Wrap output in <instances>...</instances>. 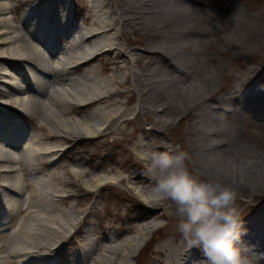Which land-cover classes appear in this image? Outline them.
<instances>
[{
	"label": "bare ground",
	"instance_id": "bare-ground-1",
	"mask_svg": "<svg viewBox=\"0 0 264 264\" xmlns=\"http://www.w3.org/2000/svg\"><path fill=\"white\" fill-rule=\"evenodd\" d=\"M47 1L17 0L15 9L32 5L21 21L22 33H18L17 27L13 25V20L20 21V17H14L13 20L3 18L6 12H12L14 9H10L6 4L0 5V143L7 146V148L0 146V180L1 177L4 180L0 188L3 191L5 187L7 191L17 194L27 189L30 193V199L27 200L22 197L14 198L11 194H7V191L1 192L0 223L5 222L3 226L8 225V222H12L17 217L32 220L28 227L23 223L13 222L12 231L0 236V254H4L0 255V264H15V261L11 260L12 257L20 258L21 263L18 261V264H38V262L40 264H130L129 259H136L135 264H139L141 253L151 245L149 237L162 226L159 218L168 216L165 200L158 201L152 191L155 179L150 174L149 167L153 154L163 151L175 152L158 136L170 134L167 131L168 123L163 118L172 113L180 115L179 123L189 122L187 152L198 172H206L202 165L207 166L203 156L217 152L229 160L225 172L235 176L237 195L242 197V201L251 198L257 200L264 195V148L257 145L247 146L242 142V134L239 132L241 114L250 112L254 107L264 108V68L262 66L251 68L245 73L246 79H252L250 91L244 93L241 90L240 93L231 90L226 93L227 95L216 97V82L219 79L215 75L218 70L203 42L210 33L203 26L212 17L211 10L216 6L214 0H163L161 5L160 0H113L112 7L118 15L115 20V24L119 25L118 28L110 25L114 18L109 15L100 16L91 9L90 15L83 20L84 24L88 25L87 31L75 30L74 33L72 31L76 27L75 20L80 11H74L70 15L65 0ZM232 9L231 16L222 21V25L217 23L216 29L220 40L236 48L235 53L238 56L243 51L239 48L244 44L237 39V34H232L231 31L236 28L235 23L241 18L240 9L237 5ZM66 17L68 19L65 21ZM127 28H130V31L140 30L155 39L162 38L161 46L148 45L144 49L145 55L132 60L130 56L137 47H131L133 43L126 38L129 31ZM116 32L120 33V39L116 36ZM192 32L195 37H186L188 39L185 42L181 41L184 40L185 35ZM250 34L253 36V41L264 44V20L254 23L250 27ZM151 44L153 43L150 42ZM174 47L182 48L181 55L176 51L171 53L170 50ZM58 53H61L62 57ZM153 55L161 57L162 61L152 58L145 61V58ZM187 55L196 58L189 59ZM54 57H57L58 62L52 65ZM97 61L104 62L107 69H123L125 64L130 67V75L141 94V113L146 120L152 119V125L148 130L144 127L140 128L145 134L143 140L139 141L138 148L146 151L144 153L143 150L142 152L139 150L136 158L137 167L141 172L129 173L128 176L118 179L133 184L129 186V190L138 191L143 197L140 199L134 194L135 192L127 194L131 203L130 208H134L133 213L129 211L128 219L137 221L134 227L129 226L130 232L134 234L119 247L107 246L106 249L93 237L95 229L93 230L91 226L85 231L83 247L78 248L74 233L81 231V222L72 225L70 218L63 219L56 216L51 224V217H45L44 214L49 212L47 204L50 202L54 205L56 202H68L74 197L78 200L90 199L101 188L112 190L115 186L109 183L113 180L107 182V178L104 177L91 179V183L89 181L87 184L88 192L85 194L77 190L68 194L53 195L51 191L48 192L49 196L46 200L39 199V194H43L40 181H45L44 179L38 178L37 182L29 180L26 182L25 178L14 176V168L26 174H38L52 163L55 165L64 158L69 159L66 154L75 158L76 147L73 140L83 137L80 131L86 132L87 138L102 137L115 131L116 122L130 120L124 118L126 110L120 109L108 117L102 128L99 129L95 124L103 121L109 113V107L117 103V97L132 91L131 88L122 87L108 91L107 87L94 90V83L99 75L95 65ZM152 61L155 67L153 71L147 73ZM163 61L169 62L170 74L175 73L171 79L163 78L165 68L162 67ZM25 67L30 68L28 70ZM3 68L16 72L23 79L25 88L7 79L11 74L3 71ZM78 72H81L78 83L85 82L87 86L82 96L79 97L83 92L77 86L73 90L72 88L62 90L57 86L67 76ZM125 80H120L119 86ZM125 83H129V79ZM171 83H174V88H166L162 94L160 87L163 84L169 86ZM73 84L74 82H71L69 86L72 87ZM172 90L173 95L169 94ZM26 92H28L27 97L24 96ZM43 97H46L50 104L43 103ZM77 99L79 101L75 102ZM147 103L153 108H148ZM226 105L230 108L225 109ZM21 108H24V111ZM84 110H93L84 122L64 118L68 112L80 114ZM262 116L261 121H264V115ZM94 118L97 120L92 121ZM38 119L42 122L38 123ZM51 125L57 131L40 135L39 140L40 138L64 140L68 146L66 148L33 146L36 135H30L28 127L31 126L44 133ZM198 127L205 129L201 131L202 141L205 142L209 138L217 140L206 145L204 151L207 153H202L199 149L197 151L194 144L195 135L200 131ZM151 135L154 136L153 139H150ZM248 150L252 154H247ZM54 156H58L55 161L52 159ZM196 156L199 159L194 160ZM241 160L246 162L242 174L239 169L233 173L232 165ZM213 164L214 162L209 165L213 166ZM219 166L223 168L224 164ZM54 178L57 176L54 175ZM76 182L71 178L66 185L76 186L78 185ZM130 191L127 190L128 193ZM145 198H148V202L144 200ZM26 201L27 206H24ZM254 210L253 215L243 216L237 247L241 252L248 253L247 257L251 259L252 264H264V205L255 204ZM171 214L178 221L175 212L171 211ZM54 225H59V228L56 230ZM81 232L83 235L84 231ZM118 232L124 234L125 229ZM53 234H58L62 239L65 237L63 240L69 238V241L63 244H51ZM242 247H246L247 251L242 250ZM156 248L162 256L158 264H207L203 252L198 247L190 246L187 240L179 245L174 240H169ZM99 250L101 252L96 254ZM26 256L30 259V263L23 262V257ZM90 258L92 261L89 260ZM149 261L148 257L144 264H148Z\"/></svg>",
	"mask_w": 264,
	"mask_h": 264
},
{
	"label": "rangeland",
	"instance_id": "rangeland-1",
	"mask_svg": "<svg viewBox=\"0 0 264 264\" xmlns=\"http://www.w3.org/2000/svg\"><path fill=\"white\" fill-rule=\"evenodd\" d=\"M49 1V0H48ZM47 1V2H48ZM112 1L113 0H65V4L67 7H69L70 15L74 13V11H80L79 16L75 20L76 27L72 31L74 33L75 30H80L82 32L87 31V26L84 24L83 20L86 16L90 15L91 9L99 14L100 16H110L114 18V21L110 23L113 27H119V25L115 24V20L117 18V11H115L112 7ZM166 1V0H165ZM215 1V7L213 10H211V19H209V23L205 24V29L209 30L210 33L207 35L204 39V47L207 49V51L211 54V58L214 60V64L217 66V74L215 75L216 78L219 80L216 82L217 85V91H216V97L220 95H227L226 93H229L231 90H237L241 93V90L244 91V93L250 91L252 87V79H246L245 73L249 71L251 68L262 66L264 68V44L260 42L253 41V36L250 34V27L254 23L260 22V20H264V0H214ZM163 2V0H160V5ZM6 4L9 6V8L14 9L12 12H6L3 18H9L11 20L14 19V17H20V21H14L13 25L17 27V32L22 33V20L27 14V11L31 9L32 5H26L24 8H17L15 9V5L17 4V0H0V5ZM49 4V3H48ZM184 5V4H183ZM237 5L240 9L239 17H241L237 22L235 23L236 28H233L231 31L232 34H237V39L241 41L242 48L239 49L242 51V53H239L238 56H236L235 50L236 48L226 44L225 42L220 40V35L218 34V31L216 29L217 23L219 25L223 24L222 21H225L227 18H229L233 12V6ZM165 12V8L163 9ZM43 12V10H42ZM69 14V13H68ZM68 18H65V21ZM254 21V22H253ZM253 22V23H252ZM64 23V22H63ZM60 24L62 25V20L60 18ZM91 24H89V27ZM129 31L127 33V39H129L133 46L131 47H137L136 50H134L130 57H132V60L137 58L138 56L145 55L144 49L145 47L152 46V47H159L161 46L162 38L155 39L151 36H147L142 33L140 30L130 31V28H127ZM117 30V29H115ZM211 34V35H210ZM194 32L189 33L184 36V40L186 41L189 37H195L193 36ZM116 36L120 39V33L116 32ZM188 37V38H186ZM150 42L153 44L150 45ZM251 42V44H249ZM247 43V44H246ZM157 49V48H156ZM180 47H174L171 51H176L181 55ZM79 50V49H78ZM170 53V54H171ZM59 56H61V53H58ZM58 56V57H59ZM189 56V59H194L193 55H187ZM62 57V56H61ZM150 58L152 60L157 59L158 61H162V58L159 56H148L145 58V61H149ZM58 60L57 57H54L52 60V65L57 64ZM152 61L150 66L149 73L151 70L153 71L155 64ZM162 63V62H160ZM167 61H163L162 67L164 68V77L163 78H169L175 76V73H171V68L168 67ZM133 64V62H132ZM96 69L98 70V77L96 79V83H94V90L99 89L100 87H107V91L112 88L122 87L124 89L131 88L132 91L128 92L126 95L122 97H117L118 99L117 103L114 104V106H110L108 110V114L105 116L103 121L98 124L97 127L102 128V125H105L106 120L111 114H114L121 110H126V113L124 115V118L130 119L128 122H116L114 124L115 131H112L111 133H108L107 135H102V137H93V138H87L88 136L86 132H81L83 137L77 138L76 140H73L74 145L76 147L75 152V158H72L69 154H66L69 159L64 158L63 160H60L58 164L53 165L50 164L49 167L46 168V170L40 171L42 173H23L18 171V169H15V174L17 178H25V181L27 180L32 182H37L38 178H42L45 181H40L42 183L41 185V192L43 194H39V199L45 198L47 200L48 192H53V195H61V194H68L71 192H75L77 190H81L80 193L85 194L88 191L87 184L91 179H96L98 177H104L107 178V182L109 180H113L109 185H114L115 187L110 190L108 188H101L100 191L94 195L91 196L90 199H80L78 200L77 197H74L68 202L60 203L56 202L54 205H52V202L50 204H47L49 207V212L44 214L45 217H51V224L53 223V219L56 216H60V218H70L72 225H75L77 222H81V231H84L83 235L82 232L79 231V233H74L75 240L77 242V247L82 248L83 246V240H85V231L91 226L94 230V238L100 242L102 246H104V249H106L107 246H115L119 247V245L122 244V242H125V240L132 236L134 232H130L131 228L134 227L136 222L135 220H129L128 216L130 215V212H134V208H130L131 203H129V198L127 194L134 193L136 196H138L140 199L143 198L141 194L138 193V191H130L129 186H133V184L128 182H121L118 179H120L123 176H128L129 173L133 172H141L140 168L137 167V154L139 150H143L138 148V143L140 140H143V135L145 133H142L140 130L141 127H144V129L148 130L152 123L151 120H146L145 117L142 115L140 110V100H141V94L139 90L137 89L134 79L132 75H130V67L125 64V67L123 69L117 68L114 69H107L104 62L97 61L95 63ZM105 65V66H104ZM109 66V65H108ZM29 70L30 67H25ZM3 71L9 72L11 76L7 79H10L18 85H22L25 88V85L23 84V79H21L16 72L13 70H9L7 68H3ZM132 69V68H131ZM85 69H83L84 71ZM32 72V71H31ZM34 72V71H33ZM81 74V72L73 73L70 76H67L66 79H64L61 84L59 83L57 86L61 88L62 90H70V88L75 89L77 88L81 89V92H83L80 96L84 94V91L86 90V83L80 82L78 83V77ZM41 75V74H40ZM128 75V77H127ZM127 78V79H126ZM67 79H70V81H67ZM129 79V83H125L126 80ZM120 80H125L121 86ZM74 82V84L69 86V83ZM175 83V82H174ZM174 83L169 84V86L166 84H163L161 88L162 94L165 92V89H172L174 88ZM99 87H95V86ZM6 88V87H5ZM160 90V89H159ZM86 92V91H85ZM24 94L25 97L28 96ZM169 94L173 95L169 92ZM65 97V95H64ZM4 100V99H3ZM79 101L78 99L75 101ZM1 102V101H0ZM43 103H49L48 99L46 97H43L42 100ZM50 104V103H49ZM148 108H153L152 105L148 104L146 105ZM158 108V106H155ZM236 108L238 107L235 106ZM225 109H229L230 107L228 105L224 106ZM55 109L58 108L55 106ZM264 108L259 109L254 107L253 110L250 112H245L241 114V127H240V134H242V142L246 144L247 146H254L257 145L260 148H264V121H261V118L264 115ZM21 110L24 111V108H21ZM140 110V112H139ZM93 111V110H92ZM92 111H82L80 114L68 112L66 114L68 118H71L72 121H82L84 122L87 115H89ZM180 115L177 113H172L170 116H164V120L168 123L167 131L170 132L169 135L167 134H161L158 135L160 140L163 141V143L169 147L173 148L175 151L182 150L187 152V145H188V134L187 131L189 129V126L187 124L189 122H183L180 121L178 118ZM232 119V118H231ZM97 119H93L92 121H96ZM41 119H38V123H41ZM123 122V124H122ZM227 122V120H225ZM27 123V121H26ZM70 123H72L70 121ZM173 123V124H172ZM121 125V127H119ZM78 125V124H77ZM200 131L197 132L195 135V146L202 152L207 153L205 150L207 144L215 143L217 140L213 138H209L207 141H202L200 138L202 137L201 131L203 132L202 127H198ZM207 129V128H206ZM205 130V129H204ZM56 132V128L51 126H48V130L41 132L38 130H35L33 127H28V132L30 135L35 136L36 139L33 141V146L36 148L41 147H52V146H58L57 148H66L68 146L67 142L64 140H46L41 139L39 140L38 136L45 135L47 132ZM166 131V132H167ZM58 134V133H57ZM74 135V133L72 134ZM41 137V136H40ZM150 139H153L154 136H149ZM0 146L3 148H7L5 144H1ZM73 147V149L75 148ZM142 152V151H141ZM144 153H146L145 150H143ZM188 153V152H187ZM200 153V152H199ZM215 153V154H214ZM211 155H204L203 159L204 162H206L207 166L204 164L203 167L205 171H208L215 166H219L224 164L223 170H227V165L229 161L225 156H221L217 152H214ZM247 154H252L251 151H247ZM199 155V154H198ZM58 156H54L52 159L54 161L55 158ZM66 157V156H65ZM189 167L193 170L194 174L197 173V169L195 165H193V161L191 160V157L189 156ZM199 159L198 156L194 158V160ZM213 166L209 165L210 163H213ZM123 165V166H122ZM262 168V167H259ZM17 170V171H16ZM85 171V172H83ZM202 173V172H201ZM56 175L57 178L53 179V176ZM82 175V176H81ZM73 178L76 180L77 184L76 186H68L66 185L69 181V179ZM112 178V179H111ZM24 181V182H25ZM48 181V183H47ZM4 183V180L1 177L0 180V186ZM6 183V182H5ZM44 183L45 186H44ZM108 185V186H109ZM4 192H6V188L3 187ZM0 193H4L1 191ZM130 191V193L127 192ZM47 191V192H46ZM137 192V193H136ZM7 194H11L14 198H25L30 199V193L27 189L23 190V192L14 193L13 191H7ZM138 194V195H137ZM82 196V195H80ZM257 200H252V198L248 201H242V197L236 196L235 206L240 210V216H241V222L243 219V216H251L254 214L255 210V204L256 205H264V195L261 197H258ZM148 199V198H147ZM145 198L144 200L147 201ZM250 201L252 203H250ZM148 202V201H147ZM49 203V202H47ZM166 210L168 211V216L164 218H159V222L162 224L160 229L155 230L151 236L149 237L151 239V245L146 247V249L141 253V260L139 261V264H144L146 259L149 257L148 264H158L159 259L162 258L161 254L157 252V246L163 242L174 240V242L179 245L186 240L182 234L178 230V221L174 219L173 215L171 214V211L175 212V206L170 200H165L164 202ZM251 204V205H250ZM149 205V204H148ZM24 206H27V201L24 203ZM46 207V208H48ZM149 207H152L149 205ZM155 207V206H154ZM61 211V212H60ZM130 211V212H129ZM89 212H91L89 215H87ZM33 215V214H32ZM155 216H153L154 218ZM157 217V216H156ZM32 218V216H31ZM84 220L82 221V219ZM32 220L29 221V218L27 219H21L19 217L14 218L12 222H8V225H4L0 223V236L2 234H7V232L12 231L13 225L12 223L18 222L23 223L28 227V225H31ZM86 223L84 224V222ZM78 225V223L76 224ZM56 226V230L59 228V225ZM130 226V227H129ZM83 228V230H82ZM125 229L124 234H119L118 231ZM75 230V229H73ZM72 230V231H73ZM77 230V229H76ZM71 231V232H72ZM74 232V231H73ZM81 232V233H80ZM53 240H51V244L53 243H65L66 241H69V238L67 240H63L60 238V236L53 234ZM39 242V240H38ZM68 245V244H66ZM251 249V247H250ZM242 250H246V247H242ZM101 251H97L96 254L100 253ZM105 252V251H104ZM107 252V251H106ZM241 254L245 257L248 256L247 252L242 251ZM4 255V254H0ZM113 256V255H112ZM68 257V256H67ZM116 258V257H115ZM19 257H12L11 260L15 261V264H18L20 261ZM92 261V259H89ZM23 262L30 263V259L26 256L23 257ZM37 262V259H36ZM130 264H135V260L129 259ZM21 263V261H20ZM38 264H40L38 262Z\"/></svg>",
	"mask_w": 264,
	"mask_h": 264
},
{
	"label": "clouds",
	"instance_id": "clouds-1",
	"mask_svg": "<svg viewBox=\"0 0 264 264\" xmlns=\"http://www.w3.org/2000/svg\"><path fill=\"white\" fill-rule=\"evenodd\" d=\"M246 162L232 165L242 170ZM155 179L152 188L158 201L170 200L178 217V230L190 246L198 247L207 264H252L241 254L240 210L235 206L234 175L216 166L194 174L186 151H163L152 156L149 167Z\"/></svg>",
	"mask_w": 264,
	"mask_h": 264
}]
</instances>
